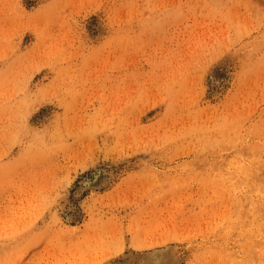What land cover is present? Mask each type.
<instances>
[{"label":"rangeland","instance_id":"obj_1","mask_svg":"<svg viewBox=\"0 0 264 264\" xmlns=\"http://www.w3.org/2000/svg\"><path fill=\"white\" fill-rule=\"evenodd\" d=\"M157 263L264 264V0H0V264Z\"/></svg>","mask_w":264,"mask_h":264},{"label":"bare ground","instance_id":"obj_2","mask_svg":"<svg viewBox=\"0 0 264 264\" xmlns=\"http://www.w3.org/2000/svg\"><path fill=\"white\" fill-rule=\"evenodd\" d=\"M101 175V174H100ZM102 176V175H101ZM99 177V176H98ZM103 177V176H102ZM95 178V177H94ZM99 179V178H98ZM101 179V178H100ZM91 185V184H90ZM70 208V207H69ZM159 255V254H158ZM159 258V257H158ZM157 261V260H156ZM160 263V262H159ZM158 264V263H157ZM164 264V263H163Z\"/></svg>","mask_w":264,"mask_h":264}]
</instances>
